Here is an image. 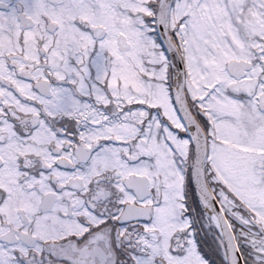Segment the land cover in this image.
Listing matches in <instances>:
<instances>
[{"label":"snow or ice","instance_id":"6c2138e0","mask_svg":"<svg viewBox=\"0 0 264 264\" xmlns=\"http://www.w3.org/2000/svg\"><path fill=\"white\" fill-rule=\"evenodd\" d=\"M0 264H264V0H0Z\"/></svg>","mask_w":264,"mask_h":264}]
</instances>
